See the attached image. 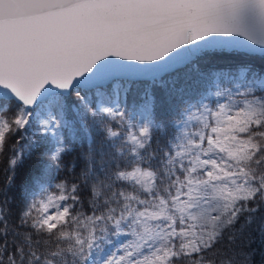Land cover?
Returning <instances> with one entry per match:
<instances>
[{
  "label": "snow or ice",
  "instance_id": "1",
  "mask_svg": "<svg viewBox=\"0 0 264 264\" xmlns=\"http://www.w3.org/2000/svg\"><path fill=\"white\" fill-rule=\"evenodd\" d=\"M0 158V264H264V0H0Z\"/></svg>",
  "mask_w": 264,
  "mask_h": 264
},
{
  "label": "trees",
  "instance_id": "2",
  "mask_svg": "<svg viewBox=\"0 0 264 264\" xmlns=\"http://www.w3.org/2000/svg\"><path fill=\"white\" fill-rule=\"evenodd\" d=\"M219 63H224V62L221 61ZM211 86H212L211 83H209L207 85V87H211ZM163 107H164V104L162 102V108ZM86 151H87V145L86 144L77 143V144H75L73 146L72 152H70L69 155L66 157V161L69 164L70 171H71V164L77 162L78 155L81 154V153H84ZM4 167H5V165H4L3 158H0V169H3ZM77 171H78V169H77ZM25 172H26V170H25ZM3 178H4V173L2 171H0V181H3ZM66 178L67 179H71V178H74V177L69 176V177H66ZM23 179H24V174L21 173L18 183H22Z\"/></svg>",
  "mask_w": 264,
  "mask_h": 264
}]
</instances>
